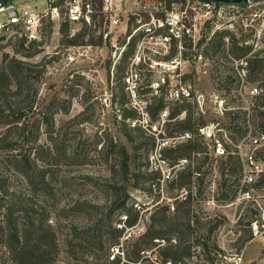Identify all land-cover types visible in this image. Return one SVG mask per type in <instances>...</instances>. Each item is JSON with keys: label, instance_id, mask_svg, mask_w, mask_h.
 Segmentation results:
<instances>
[{"label": "rangeland", "instance_id": "rangeland-1", "mask_svg": "<svg viewBox=\"0 0 264 264\" xmlns=\"http://www.w3.org/2000/svg\"><path fill=\"white\" fill-rule=\"evenodd\" d=\"M33 1H37L40 9L44 7V0ZM151 2L153 0H140V4L148 6V8L152 6ZM248 24V27L244 25L242 27L237 26L232 31H228L234 36L235 34L238 35L240 40L248 41L249 44L254 46L256 52L260 53V57L264 59V17L255 20L249 19ZM211 34L212 30L205 32V35L209 37ZM83 37L86 45H69L71 39L68 37L67 30L62 31L61 27L52 24L45 30L43 39L37 42L39 46L26 43L25 49H22L20 48V42L0 38V65L3 58L9 56L33 64L36 74L44 70L37 83L36 104L29 115L32 120L35 118L42 120L43 113L50 103L57 100H72L69 114L65 113L66 104L63 103L61 107L55 104L60 110L53 117L54 137L58 133L69 134V151H78L84 158L80 162L59 169L56 182L58 189H61L62 192L60 204L72 205L78 200H85L102 207V214L105 215L116 196L110 188L125 186L132 197L129 200L130 204L137 202V199H140L142 203L153 200L151 206L153 212L155 210L159 211V208L156 207L157 204H160V207L167 205L170 208H173V205L174 207L178 206L181 202L174 199L179 195V184L168 183L165 186L163 196H159L154 192L151 194L149 185L152 181L148 182L147 176L144 175L146 167L142 166L139 173L138 166L131 161L130 173L126 180L116 165L115 157L111 156L107 161L106 156L101 153L102 145L109 144L112 138L116 143L124 145L129 154L134 156L131 145L120 129L122 108L120 106L121 97L117 89L120 83L116 79V70L121 64L122 58L120 59V54L113 56V47L110 44H108L109 50L103 42L99 43V46L88 45L86 42L93 38V34L89 33V36L85 34ZM123 43L124 38L121 37L119 46H122ZM79 47L83 48L80 49ZM29 54H32L33 57H25ZM203 58L206 61L198 60L196 63L186 66L183 69L184 76L187 79L186 81L192 84L194 94L203 95L205 98V105L203 106L205 122L208 124L220 122L225 126V131L230 133L226 126H231V117L228 114L222 116L216 111V108H218L217 99H225L227 107L232 110L247 108L250 105L247 95L248 90L234 82V72L224 68L226 65L229 67H233V65L227 63L222 52H215L212 49L206 50ZM127 65L128 63L126 67ZM230 76L231 78H228ZM143 78L144 84L148 87L139 90L136 103H132L131 98L125 94L127 98L124 105L125 109L133 111L128 107L133 108V105H135L141 111L144 106L142 101L144 100L154 107L159 100L165 102L166 88L150 87L151 84L158 81L159 74L151 75L144 72ZM261 79H264V72L260 75ZM251 83V85L257 84V82ZM113 100L117 103L115 106H113ZM180 105L182 104H171L170 113L172 114ZM190 105L194 108L195 118L197 119L199 110L194 104L190 103ZM83 111H85V118L88 120L81 125H77L73 120ZM185 115L187 116V113ZM137 119H139L138 113H136L135 119H129L128 122L131 124ZM241 124L245 125L247 123L242 122ZM153 125H156L160 130V123L155 122ZM136 128L141 129L146 137L150 135L148 130L142 127ZM178 132L180 131L175 122L170 123L166 129L167 136L180 134ZM136 135L139 134L136 133ZM146 137L144 136L146 139L144 142H148L147 146H150ZM47 138L46 135H42L40 143H47ZM99 140H101V143H98ZM239 140L242 139L237 138L232 142L226 141L225 155L217 156L214 153L212 142L202 139V142L207 146L206 151L209 157L208 162L202 169V180L193 179V183L186 185L184 188L193 197L191 207L193 215L198 216L203 223V227L199 231L203 233L211 229L215 220L224 224L213 235L212 241H207L209 250L205 241L192 239L193 257L186 260V264H209L208 251L211 253V257L215 259V264H238L239 259L242 260L240 264H256L257 262L250 263L246 259L257 257L260 259L261 264H264V177L261 179L263 185L257 183L253 186L252 199L249 201L238 200L242 189L246 187L243 183V169L241 171L239 159L235 156L237 149L234 144ZM155 154L156 152L152 154L151 158ZM230 154H235L232 164L228 162ZM261 157L264 159V151L261 152ZM169 161L174 163L172 160ZM200 161L193 158L189 161V164H193L194 167ZM149 163L151 166L152 163H156V159L154 158L152 162L150 160ZM231 166L238 167V174L231 172ZM4 171H6L5 164L0 159V175ZM201 190L202 194L200 195ZM169 213H174V211ZM119 215L120 211H117L112 217L115 225L119 220ZM142 219L141 225L148 228L151 224L149 215L145 214ZM192 220L195 222L194 217ZM59 222L56 215L53 214L50 223L57 228L58 247L56 260L52 264H107L106 254L110 251L112 244L115 243L113 233L105 232L103 234L104 248L101 251L90 247L85 254L79 253L74 256L67 245V237L71 238L76 233L71 227L67 228L68 223L73 224V227H77L80 231L90 226L93 219L82 213L72 215L69 222L67 223L65 220L66 225L61 228L58 226ZM193 222L192 224L197 228L196 223ZM255 225L258 226L259 232L257 233L254 232ZM250 235H253L257 241L249 247V250L247 249V253H244L245 248L240 249V246L243 240ZM137 242L138 239H132L129 245L130 253L128 257L129 260L134 262H136V253L138 254V251H136ZM213 243L218 246L217 250H214ZM152 248L155 247L151 244L142 247L141 250H151ZM162 257L160 256L161 259ZM0 264H7L6 250L3 245H0Z\"/></svg>", "mask_w": 264, "mask_h": 264}, {"label": "trees", "instance_id": "trees-1", "mask_svg": "<svg viewBox=\"0 0 264 264\" xmlns=\"http://www.w3.org/2000/svg\"><path fill=\"white\" fill-rule=\"evenodd\" d=\"M65 29L63 26L62 31ZM90 34H93V38L87 42L85 40V42L88 45L99 46V43L102 42L101 39L96 37L93 31ZM226 36L231 37L229 47L224 42ZM82 37L83 35H79L69 40V45H86L84 37L81 39ZM25 44V41H20V48L25 49ZM30 44L39 46L37 42H30ZM134 44L132 41L116 70V79L120 83L117 89L121 97L120 106L122 108L120 129L131 145L134 156L129 154L124 145L116 143L112 138L109 144L102 145L101 153L106 156L107 161L111 156L115 157L116 165L126 180L130 173L131 161L138 166L139 173L142 166L146 167L144 175L147 176L149 182L159 178L158 173L149 172V159L156 148L157 140L150 135L146 137L141 129L131 127L127 121L135 119L136 113L124 108L127 98L122 78L126 71L128 58L133 53ZM210 49L222 52L229 64H233L232 58L246 60L249 80L251 82L260 80V75L264 72V59L260 57V53L250 56L253 47L238 45L235 37L229 32L216 33L211 41ZM25 57L32 58L33 55L29 54ZM34 67L31 63L9 56L4 57L0 65V159L4 161L6 170L0 175V245L5 247L7 264H52L56 260L57 228L50 223L53 214L60 221L58 225L60 228L66 225L65 220L68 223L70 217L75 214L85 213L93 219L90 226L80 231L77 227H73V224L68 223L67 228L71 227L76 233L71 238L67 237V245L74 256L79 253L85 254L90 247L101 251L104 248L102 236L105 232L114 234L115 243L112 246L119 242L122 231L116 228L115 222L112 220L117 211H120V214L129 215L130 225L135 224L139 219V213L127 207L132 197L125 186L110 188L116 196L105 215L102 214V207L85 200H78L72 205L60 204L62 192L61 189H58L56 182L59 169L80 162L84 157L78 151H69V134L58 133L54 137V114L58 113L59 107L63 106V103L67 105L64 108L65 113L69 114L72 100H57L50 103L43 113L42 120L30 118V111H33L38 95L37 83L44 73V70H41L36 74ZM224 68L235 73L233 67L226 65ZM115 104L117 103L113 100V106ZM194 106L199 110L197 103ZM164 108L163 100H159L155 107L152 105L149 107V113L154 121L157 120L159 113ZM184 111H187L186 118L175 122L180 131L178 133L191 132L194 135L193 139L179 145L176 149L164 150V155L174 162L181 159L190 161L193 158L201 161L194 167L193 164H189L185 168L186 170L180 173L176 182L179 184L180 190L186 185L192 184L193 179H201L202 169L209 159L206 151L207 146L202 142L199 133V129L207 122L200 111L197 112L198 118H195L196 112L190 103L178 106L172 112V119ZM227 114L231 117V126H226V128L230 132L232 141L237 138L243 139L250 132L252 134L264 132V112L260 111L258 107L249 110L240 108L228 111ZM87 120L85 111H83L73 121L77 125H81ZM242 122L247 124L242 125ZM136 133L139 135L137 136ZM42 135L48 137L45 144L40 143ZM144 136L149 140L150 146H147L148 142H144L146 141ZM98 143H101V140ZM234 155L230 154L229 156L228 162L231 164ZM235 156L239 159L242 171L240 158L238 155ZM231 172L238 174V167L231 166ZM262 178L257 182L260 185H263ZM192 203L193 197L190 195L188 201L181 202L175 207L174 213H169V209L162 206H157L159 211H152L151 224L136 244V251H138L136 260L140 257L141 248L151 244L154 246L155 239H165L168 242L176 239L177 244L161 249V255L175 263L186 264L185 261L193 257L192 239L205 241L209 250L207 241H212L213 235L224 223L215 220L211 229L202 233L199 229H202L203 223L198 216L193 215ZM193 217L195 222L192 220ZM192 222L196 223L197 228ZM253 239V235H250L243 240L240 249H244ZM213 247L214 250L218 249L215 243H213ZM108 254L109 251L106 254V263ZM207 254L209 255L207 256L209 264H215L211 253L208 251Z\"/></svg>", "mask_w": 264, "mask_h": 264}, {"label": "built area", "instance_id": "built-area-1", "mask_svg": "<svg viewBox=\"0 0 264 264\" xmlns=\"http://www.w3.org/2000/svg\"><path fill=\"white\" fill-rule=\"evenodd\" d=\"M151 4L148 8L142 6L140 0H44V7L40 9L37 1L7 0L0 3V38L14 42H39L43 39L45 30L56 24L59 28H66L70 39L85 34L89 36L93 31L108 50V44L113 47V56L120 54V59L133 41L134 50L128 58L122 78L124 93L131 98L132 103H136L139 90L148 87L144 84V72L159 74L158 81L150 87L166 88L165 108L159 113L156 121L149 113L152 104L149 105L148 101H142L144 106L141 111L135 105L133 108L128 107L139 114V119L134 120L130 124L131 127H142L157 140L152 153L156 154L152 158L151 154L149 159L152 162L155 158L156 163L151 166L149 163V172L158 173L159 178L153 180L157 182L152 181L149 190L151 194L154 192L163 196L165 186L168 183L176 184L180 173L189 165L187 159L171 163L165 157L164 150L176 149L193 139L191 132L166 135L170 123L183 120L186 116V113L182 112L172 119L171 104L197 103L203 117L205 114V98L203 95L194 94L193 86L186 81L183 69L198 60L206 61L203 56L206 50H210L216 33L229 32L228 30L232 31L237 26L248 27L249 19L264 17V0H248L245 4H218L209 0H153ZM207 30H212L210 37L205 35ZM121 37L124 38V43L119 46ZM234 37L238 45L253 47L250 56L258 53L248 41L240 40L236 34ZM230 39V36L224 38L228 47ZM232 61L234 82L248 90L250 105L244 109L258 107L264 112V79L257 81L256 85H251L248 62L233 58ZM217 104L216 111L222 116L232 111L227 107L225 99H217ZM155 122L160 123V130L153 125ZM199 133L203 140L212 142L217 156L225 155L226 141L232 142L230 133L225 131V126L220 122L207 123L199 129ZM234 146L237 149L235 154L239 156L242 164L243 183L246 186L238 200L249 201L253 198V186L264 175V159L261 157V152L264 151V132H250ZM190 195L182 188L174 200L186 202ZM152 203L153 200L142 203L137 199V202L127 204V207L139 213V219L130 225L128 214L119 215L115 226L123 235L119 242L111 247L107 264H181L161 255L162 248L177 244L175 238L169 242L165 239H155L154 249L142 250L136 262L129 260V245L132 239L139 240L147 231L141 222L145 214L149 215L150 220ZM164 207L169 209L168 212H175L174 205L173 208L167 205ZM254 232H259L257 225L254 226ZM241 261L239 259L238 264Z\"/></svg>", "mask_w": 264, "mask_h": 264}, {"label": "water", "instance_id": "water-1", "mask_svg": "<svg viewBox=\"0 0 264 264\" xmlns=\"http://www.w3.org/2000/svg\"><path fill=\"white\" fill-rule=\"evenodd\" d=\"M7 0H0L1 2H5ZM218 4H245L248 0H209Z\"/></svg>", "mask_w": 264, "mask_h": 264}, {"label": "crops", "instance_id": "crops-1", "mask_svg": "<svg viewBox=\"0 0 264 264\" xmlns=\"http://www.w3.org/2000/svg\"><path fill=\"white\" fill-rule=\"evenodd\" d=\"M255 241H257V239H253L252 241H250V242L245 246L244 253H247V252H246L247 249L249 250V247H250ZM263 244H264V242H263ZM244 256H245V254H244ZM246 258H247V254H246ZM258 259H259V258L257 257V258H253V259H249V258H247L246 260H247V262H250V263L257 262L256 264H261L260 259H259V260H258Z\"/></svg>", "mask_w": 264, "mask_h": 264}]
</instances>
